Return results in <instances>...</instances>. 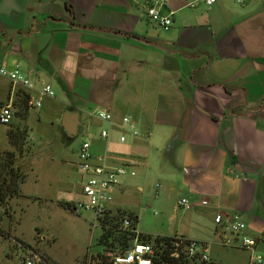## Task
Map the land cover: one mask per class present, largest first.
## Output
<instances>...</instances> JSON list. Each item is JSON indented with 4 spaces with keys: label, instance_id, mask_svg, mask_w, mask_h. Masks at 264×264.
I'll list each match as a JSON object with an SVG mask.
<instances>
[{
    "label": "crops",
    "instance_id": "1",
    "mask_svg": "<svg viewBox=\"0 0 264 264\" xmlns=\"http://www.w3.org/2000/svg\"><path fill=\"white\" fill-rule=\"evenodd\" d=\"M148 2L0 0V63L30 81L20 86L29 100L54 88L57 97H45L61 130L63 112L77 113L92 153L128 165L112 212L135 214L126 196L154 180L151 201L166 224L150 235L197 240L228 264L264 258V0H166L168 29L149 19ZM182 197L195 204L179 206ZM235 216L253 248L228 230Z\"/></svg>",
    "mask_w": 264,
    "mask_h": 264
},
{
    "label": "rangeland",
    "instance_id": "2",
    "mask_svg": "<svg viewBox=\"0 0 264 264\" xmlns=\"http://www.w3.org/2000/svg\"><path fill=\"white\" fill-rule=\"evenodd\" d=\"M37 100H42V105L36 106ZM8 102L14 115L9 124H0V152H14L24 180L19 184L20 194L7 196L0 204V230L9 234H0V264H22L23 253H37L52 264H95L97 255L107 248L100 237L102 231H91L90 211L73 208L75 199L81 197L82 181L73 162L82 142L88 140L89 130L67 139L56 106L47 97L32 91L31 100L26 99L22 87L12 88L1 77L0 106ZM9 129L23 130L16 137L20 150L9 141ZM144 185L140 196L132 192L126 201L137 216L136 228L150 235L165 230L166 222L151 201L156 191L154 180ZM67 202L72 208L65 206Z\"/></svg>",
    "mask_w": 264,
    "mask_h": 264
},
{
    "label": "built area",
    "instance_id": "3",
    "mask_svg": "<svg viewBox=\"0 0 264 264\" xmlns=\"http://www.w3.org/2000/svg\"><path fill=\"white\" fill-rule=\"evenodd\" d=\"M166 0H149L146 5V13L149 19L157 24L159 27L168 29L171 24L170 14H163L159 6L165 3ZM217 0H201L206 6L213 5ZM242 2V0H235ZM194 6V3H190ZM4 77L10 83L11 87L19 85L22 87L30 88L32 85L30 81L20 72L17 65L7 67L0 63V78ZM41 94L48 97L54 96L52 87L48 84L41 88ZM30 104L33 105L32 101ZM36 106L40 105V101L35 102ZM14 111L10 102L0 106V124H9L13 119ZM97 116L107 122H112V114L108 111L99 110ZM120 123L130 129L132 136L138 135V130L135 124L131 121L129 116H123ZM108 130H102L101 135L107 136ZM121 142L126 140L125 134L119 136ZM77 168L84 174L81 181L80 199L76 201L74 209H81L90 211L92 220L89 223L90 229L94 230L104 228V217L109 214L110 204L114 199V194L118 189L122 177L127 172L128 165L118 164L109 166L105 163L104 157L101 155H94L91 151V144L89 141H83L78 149ZM94 162V163H93ZM195 204L194 201L186 197L178 200V205L184 208H191ZM201 205H207L206 199L200 200ZM223 216L217 213L214 216V222L217 224L222 223ZM107 225V224H106ZM105 225V226H106ZM108 226V225H107ZM116 228L123 230L127 234L128 245L122 246L119 243H114L115 246L107 247L104 252L100 254L105 257L109 264H152L155 248L152 241L146 239L141 232L133 227V219L128 215H123ZM228 230L238 236L241 244L246 248H253L255 240L244 233L246 224L238 219L237 216L228 219ZM182 241L179 238L180 243ZM111 242V239H109ZM186 252L190 256L196 257L198 260L206 264H228L226 262L215 261L208 254L206 247L197 240H188L185 245ZM23 264H45L37 253L22 254ZM249 264H264V258L261 254L257 253L250 257Z\"/></svg>",
    "mask_w": 264,
    "mask_h": 264
},
{
    "label": "trees",
    "instance_id": "4",
    "mask_svg": "<svg viewBox=\"0 0 264 264\" xmlns=\"http://www.w3.org/2000/svg\"><path fill=\"white\" fill-rule=\"evenodd\" d=\"M25 97L26 99H29L26 92ZM19 131L23 130L9 129L7 136L12 145L20 150V145L16 138L20 137V134L18 133ZM23 180L24 176L22 172L15 165L14 152H0V204L5 203L7 196H16L20 194L19 184ZM65 206L67 208H72L70 202L65 203ZM123 215L130 216L133 219V227H135L137 216L133 212L122 209L117 210L116 212L109 211V214L104 217V228H102L100 236L104 239V245H106V247H113L116 242L122 246L128 245L127 234L123 230L116 228V225ZM0 234L7 237L9 236V234L2 230H0ZM143 236L152 241L155 248L152 264H206L205 262L198 260L196 257L190 256L186 252L185 245L188 243V240L186 239H182L180 243H176V239L171 236H151L145 234H143ZM109 239H111V242H109ZM39 256L45 264H52L43 259L41 255ZM95 261V264H109L101 254L97 255Z\"/></svg>",
    "mask_w": 264,
    "mask_h": 264
},
{
    "label": "water",
    "instance_id": "5",
    "mask_svg": "<svg viewBox=\"0 0 264 264\" xmlns=\"http://www.w3.org/2000/svg\"><path fill=\"white\" fill-rule=\"evenodd\" d=\"M61 126L67 139H72L77 134L83 132V125L80 124L77 113L71 111L66 110L63 112L61 116ZM175 239L179 241V238Z\"/></svg>",
    "mask_w": 264,
    "mask_h": 264
}]
</instances>
